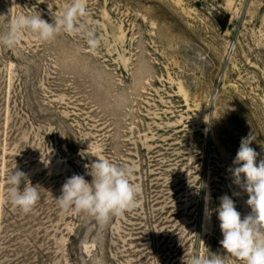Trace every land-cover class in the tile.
I'll use <instances>...</instances> for the list:
<instances>
[{"label": "rangeland", "instance_id": "rangeland-1", "mask_svg": "<svg viewBox=\"0 0 264 264\" xmlns=\"http://www.w3.org/2000/svg\"><path fill=\"white\" fill-rule=\"evenodd\" d=\"M71 2L0 0V34L21 14L51 23ZM85 4L79 32L0 44V264H184L213 253L242 264L225 255L215 210L228 195L242 218L251 211L230 171L241 138L255 135L264 159V0ZM97 157L134 163L142 190L103 226L56 203L67 178L91 182L84 166ZM11 170L38 187L28 214L7 198Z\"/></svg>", "mask_w": 264, "mask_h": 264}, {"label": "clouds", "instance_id": "clouds-1", "mask_svg": "<svg viewBox=\"0 0 264 264\" xmlns=\"http://www.w3.org/2000/svg\"><path fill=\"white\" fill-rule=\"evenodd\" d=\"M41 3L44 0H40ZM85 0H72L60 16H53L49 23L40 14H21L11 20L6 32L0 34V44L14 48L25 32L34 34L41 42H49L61 33H75L84 26L78 25L80 17L87 16ZM88 44L96 48L100 40L94 31L85 32ZM255 135L249 134L241 138L230 169L235 185L242 188L248 195L247 206L250 213L242 215L236 209L234 200L223 195L220 205L215 210L220 221V230L223 239L220 245L229 258L242 264H264V159L257 163L258 153L250 145ZM87 175L92 177L86 181L84 175L74 174L67 178L62 185L61 195L56 198L59 208L68 212L75 210L94 217L101 225H106L114 217H122L138 206V197L141 193L139 184L132 182L136 172L134 163L117 165L109 159L97 157L91 164H86ZM24 182L23 190L20 185ZM7 198L11 204L23 213H30L40 200L37 186H33L26 173L20 170L12 171L7 176ZM238 195V193H234ZM209 196L206 195L207 204ZM206 215L210 210L205 208ZM184 264H226V260L218 253L210 257L192 256Z\"/></svg>", "mask_w": 264, "mask_h": 264}]
</instances>
